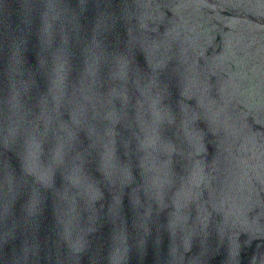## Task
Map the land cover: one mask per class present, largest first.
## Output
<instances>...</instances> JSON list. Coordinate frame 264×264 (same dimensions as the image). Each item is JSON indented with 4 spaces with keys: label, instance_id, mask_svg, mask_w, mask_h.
I'll list each match as a JSON object with an SVG mask.
<instances>
[{
    "label": "water",
    "instance_id": "1",
    "mask_svg": "<svg viewBox=\"0 0 264 264\" xmlns=\"http://www.w3.org/2000/svg\"><path fill=\"white\" fill-rule=\"evenodd\" d=\"M0 264H264V0H0Z\"/></svg>",
    "mask_w": 264,
    "mask_h": 264
}]
</instances>
